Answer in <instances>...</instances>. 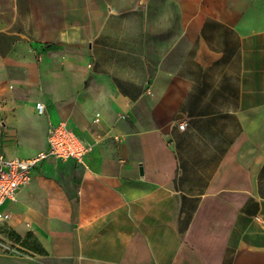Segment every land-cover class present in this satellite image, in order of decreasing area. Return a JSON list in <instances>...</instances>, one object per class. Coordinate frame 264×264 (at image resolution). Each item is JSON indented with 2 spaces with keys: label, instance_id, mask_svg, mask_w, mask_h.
I'll list each match as a JSON object with an SVG mask.
<instances>
[{
  "label": "crops",
  "instance_id": "1",
  "mask_svg": "<svg viewBox=\"0 0 264 264\" xmlns=\"http://www.w3.org/2000/svg\"><path fill=\"white\" fill-rule=\"evenodd\" d=\"M263 1L0 0V156L92 145L1 204L0 264H264Z\"/></svg>",
  "mask_w": 264,
  "mask_h": 264
},
{
  "label": "built area",
  "instance_id": "2",
  "mask_svg": "<svg viewBox=\"0 0 264 264\" xmlns=\"http://www.w3.org/2000/svg\"><path fill=\"white\" fill-rule=\"evenodd\" d=\"M39 114L44 113L42 104L37 103ZM187 122L181 121L178 127L184 130ZM46 148L30 158H5L0 156V206L6 200H15L22 188L32 179V170L46 159H73L84 165L92 150V145L76 136L64 122L50 123L46 134ZM8 214L0 211V223L8 220Z\"/></svg>",
  "mask_w": 264,
  "mask_h": 264
},
{
  "label": "rangeland",
  "instance_id": "3",
  "mask_svg": "<svg viewBox=\"0 0 264 264\" xmlns=\"http://www.w3.org/2000/svg\"><path fill=\"white\" fill-rule=\"evenodd\" d=\"M261 14L256 16L255 22L258 25L264 24V1L262 4ZM9 226L7 224H0V249L6 252L14 251L16 248L14 244V238L9 235Z\"/></svg>",
  "mask_w": 264,
  "mask_h": 264
},
{
  "label": "trees",
  "instance_id": "4",
  "mask_svg": "<svg viewBox=\"0 0 264 264\" xmlns=\"http://www.w3.org/2000/svg\"><path fill=\"white\" fill-rule=\"evenodd\" d=\"M8 231L11 238H14L15 243H19L20 245L23 244V241L21 240V237L18 234H16L13 230L10 229Z\"/></svg>",
  "mask_w": 264,
  "mask_h": 264
}]
</instances>
